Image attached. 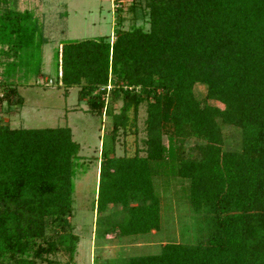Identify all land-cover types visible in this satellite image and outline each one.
<instances>
[{"label":"trees","instance_id":"trees-1","mask_svg":"<svg viewBox=\"0 0 264 264\" xmlns=\"http://www.w3.org/2000/svg\"><path fill=\"white\" fill-rule=\"evenodd\" d=\"M7 2L0 0V85L15 95L17 73H39L34 54L43 38L31 13ZM145 7V31L130 27L111 43L64 41L56 51L60 84L79 87L90 108L110 118L94 238L157 230L162 195L188 204L205 232L194 243L166 242L157 253L103 264H264V0H145ZM195 83L205 87L203 102ZM141 101L144 155L116 156L110 143ZM217 119L239 128V149H222ZM190 137L198 139L195 153L184 155ZM77 150L66 125L0 124V264H75L76 235L67 227ZM61 249L66 261L46 257Z\"/></svg>","mask_w":264,"mask_h":264},{"label":"rangeland","instance_id":"rangeland-1","mask_svg":"<svg viewBox=\"0 0 264 264\" xmlns=\"http://www.w3.org/2000/svg\"><path fill=\"white\" fill-rule=\"evenodd\" d=\"M7 1L8 7L13 10L31 13L39 25L43 42L38 46L37 54H34L37 56L39 73L30 71L23 78L21 73H17L12 78L15 95H19L21 101L18 102L15 95L7 94L11 90L10 84L0 85V124H7L10 128L66 125L70 129L71 139L78 144L71 177L72 212L67 227L68 231L76 235L73 262L103 264L109 259L157 253L166 242L194 243L203 238L205 228L201 232L196 230L197 220L201 225V217L188 204L174 201L167 195L159 199L160 224L157 230L123 237L94 238L99 151L103 133L110 131V118L95 113L86 103L79 87L64 88L60 84L56 51L64 41L103 36L108 37L106 41L111 43L116 32L126 31L133 26L147 30L145 0ZM3 47L0 46V50L5 49ZM32 68L34 70L35 67ZM1 71L0 65V81L6 80ZM193 92L200 102L204 101V85L195 83ZM207 103L221 107L213 100H207ZM120 106V100L110 105L113 112H117ZM126 116L125 126L117 129L110 146H113L116 156H132L135 151L138 155H144L145 101L136 105L134 111L129 106ZM218 123L222 133V149H239V128ZM197 142V138H187L183 144L184 155H193L195 151L192 148ZM116 212L119 216L122 214L119 207H116ZM46 257L64 262L68 255L61 249Z\"/></svg>","mask_w":264,"mask_h":264}]
</instances>
